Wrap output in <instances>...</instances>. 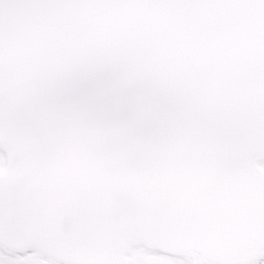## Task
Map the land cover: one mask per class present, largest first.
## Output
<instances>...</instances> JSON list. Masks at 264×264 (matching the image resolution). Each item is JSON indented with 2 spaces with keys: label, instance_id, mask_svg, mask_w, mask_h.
Instances as JSON below:
<instances>
[{
  "label": "snow or ice",
  "instance_id": "snow-or-ice-1",
  "mask_svg": "<svg viewBox=\"0 0 264 264\" xmlns=\"http://www.w3.org/2000/svg\"><path fill=\"white\" fill-rule=\"evenodd\" d=\"M0 264H264V0H0Z\"/></svg>",
  "mask_w": 264,
  "mask_h": 264
}]
</instances>
